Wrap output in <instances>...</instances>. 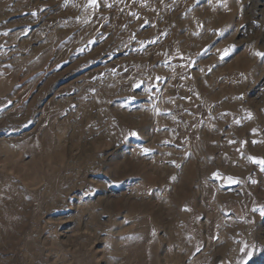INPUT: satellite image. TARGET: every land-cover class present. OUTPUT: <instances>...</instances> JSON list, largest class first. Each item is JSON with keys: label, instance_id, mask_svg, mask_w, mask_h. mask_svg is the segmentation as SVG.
<instances>
[{"label": "rangeland", "instance_id": "374dc122", "mask_svg": "<svg viewBox=\"0 0 264 264\" xmlns=\"http://www.w3.org/2000/svg\"><path fill=\"white\" fill-rule=\"evenodd\" d=\"M256 53L264 0H0V264H264Z\"/></svg>", "mask_w": 264, "mask_h": 264}, {"label": "snow or ice", "instance_id": "6c2138e0", "mask_svg": "<svg viewBox=\"0 0 264 264\" xmlns=\"http://www.w3.org/2000/svg\"><path fill=\"white\" fill-rule=\"evenodd\" d=\"M93 2H95V0H93ZM256 55L261 56L262 58H264V54L256 53ZM133 135H135V133H133ZM260 163H264V161H261ZM261 214L264 215V212H262Z\"/></svg>", "mask_w": 264, "mask_h": 264}]
</instances>
